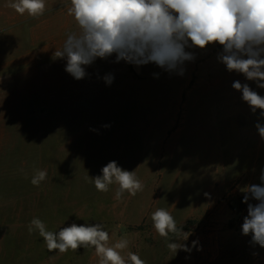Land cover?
Returning a JSON list of instances; mask_svg holds the SVG:
<instances>
[{"label": "rangeland", "instance_id": "obj_1", "mask_svg": "<svg viewBox=\"0 0 264 264\" xmlns=\"http://www.w3.org/2000/svg\"><path fill=\"white\" fill-rule=\"evenodd\" d=\"M22 46L23 55L30 52V42ZM31 61L0 55V264H98L93 247L49 252L38 230L28 232L34 217L54 233L73 223H99L110 244L128 238L124 254L137 253L146 264L152 258L157 264H264V248L251 243V233L243 235L241 229L248 214L241 189L262 183L264 139L256 128L257 123L264 126L260 109L253 113L247 102L227 106L205 98L188 121L179 115L164 135L135 136L129 151L121 152L112 137L80 136L90 114H98L101 126L112 129L118 125L112 114L138 118L139 112L160 107L132 101L122 105L129 92L105 83L110 72H89L76 80L65 71L66 59L40 58L38 65ZM132 69L125 80L137 79ZM233 81L245 82L264 96V88L242 73L234 71ZM241 108L247 111L239 113ZM148 124L153 134L162 131L163 122L141 120L135 121V130ZM142 139L162 143L145 146ZM111 161L135 171L143 190L134 196L125 191L120 199L115 183L107 192L97 191L88 177L102 175ZM37 170H46L47 177L35 186L31 179ZM157 208H176L177 229L190 233L179 242L192 247L198 241L190 253L175 254L167 247L178 242L174 235L164 238L155 232L148 215Z\"/></svg>", "mask_w": 264, "mask_h": 264}, {"label": "clouds", "instance_id": "obj_2", "mask_svg": "<svg viewBox=\"0 0 264 264\" xmlns=\"http://www.w3.org/2000/svg\"><path fill=\"white\" fill-rule=\"evenodd\" d=\"M7 6L20 15L37 17L45 13L46 0H13ZM67 12L74 18L78 31L69 33L62 49L56 50L53 56L66 59L65 71L76 80L88 75L86 67L97 58L107 59L114 53L116 63L121 60L136 66L154 63L165 71L183 75L184 62L195 58L192 52L186 51L187 47L204 49L218 43L223 46L218 59L229 72L242 73L264 88V0H69ZM103 79L111 85L114 76L107 74ZM232 87L242 92L243 101L253 113L260 109L264 116V96L239 81L233 82ZM256 128L264 139V126L257 123ZM101 172L102 175L88 177L97 191L107 192L115 183L118 185L116 199H120L125 191L134 196L143 190L136 172L122 169L116 161L109 162ZM46 177V170H37L31 183L38 186ZM260 180L261 184L241 189L248 213L241 229L243 235L251 233V243L264 248V170ZM250 200L256 203H249ZM151 220L159 236L174 235L178 242H170L167 247L175 254L178 250L190 253L198 244L192 241L189 247L179 242L188 240L190 233L181 227L177 229L174 217L166 209L157 208L151 213ZM34 229L49 252H75L81 246L93 247L98 264H146L137 253L124 254L129 248L128 238L122 237L110 244L109 233L99 223H73L54 233L34 217L28 232L31 234Z\"/></svg>", "mask_w": 264, "mask_h": 264}, {"label": "crops", "instance_id": "obj_3", "mask_svg": "<svg viewBox=\"0 0 264 264\" xmlns=\"http://www.w3.org/2000/svg\"><path fill=\"white\" fill-rule=\"evenodd\" d=\"M11 2L13 0H0V55L2 56L31 57V62H36L35 64L38 65L40 58H54L53 53L62 49L67 35L78 31L74 18L67 12L69 0H46L45 13L37 17H30L27 13L18 14L14 9L7 6ZM24 41L30 42L31 47L30 52L28 51L25 55L22 51L24 49L22 42ZM186 51L192 52L195 58L192 61L184 62L182 66L184 68L183 75H179L175 71H165L154 63L142 66L129 64L123 60L116 63L115 53L107 59L97 58L91 66H87L86 72H95L96 76L102 72L114 74L112 87L122 88L129 92V96L121 98L122 105L129 106L130 101H132L136 104L151 106V108L152 105L159 106L160 109L139 112L138 118L130 113L112 114L113 124H118L112 129L101 126L98 114H90L89 119H87V127L80 130V136L89 138L112 137L115 147L118 146L121 152H126L129 151L128 147L132 145L131 138L135 136L159 138L164 135V131L168 132L167 130L178 120L179 115L183 120L188 121L190 115L193 114V108L201 104L205 98H209L208 102L215 99L217 102L223 100L224 105L227 106L246 103L242 99V93L232 87L233 82H235L233 81L234 71L229 72L226 65L218 59V56L223 53V46L218 43L209 44L204 49L189 46ZM132 67L136 68L137 79H131L129 76L125 80L124 75L130 74L133 70ZM88 82L87 79L86 88H88ZM121 82L127 84H121ZM240 83L246 84L242 81ZM82 85L84 84H81V87ZM97 85L96 83V88ZM91 104L94 105V103ZM183 109L185 111L181 114ZM228 111L229 114H232V107ZM238 111L245 113L247 109L241 108ZM228 119L231 117L228 116ZM137 120L163 122L162 131L153 134V129L150 128L151 124H148L144 130H135V121ZM155 126L157 127L158 124ZM141 142L145 146H151L159 144L161 140L142 139ZM175 210L176 208L167 211L173 216ZM138 215L145 216L142 212ZM151 264H157V259L152 258ZM159 264L162 263L159 262Z\"/></svg>", "mask_w": 264, "mask_h": 264}]
</instances>
